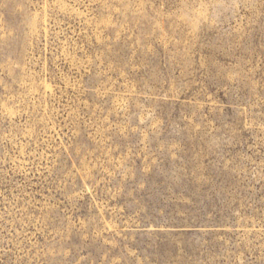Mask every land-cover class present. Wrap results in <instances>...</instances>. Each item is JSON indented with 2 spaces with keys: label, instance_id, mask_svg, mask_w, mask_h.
Returning a JSON list of instances; mask_svg holds the SVG:
<instances>
[{
  "label": "rangeland",
  "instance_id": "1",
  "mask_svg": "<svg viewBox=\"0 0 264 264\" xmlns=\"http://www.w3.org/2000/svg\"><path fill=\"white\" fill-rule=\"evenodd\" d=\"M0 264H264V0H0Z\"/></svg>",
  "mask_w": 264,
  "mask_h": 264
}]
</instances>
